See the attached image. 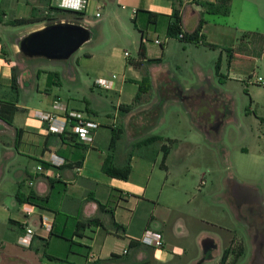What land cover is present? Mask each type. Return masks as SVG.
Segmentation results:
<instances>
[{
	"label": "crops",
	"instance_id": "0c3cea01",
	"mask_svg": "<svg viewBox=\"0 0 264 264\" xmlns=\"http://www.w3.org/2000/svg\"><path fill=\"white\" fill-rule=\"evenodd\" d=\"M58 2L0 0V108H19L12 123L0 117V264H223L227 248L224 264L248 253L258 257L246 264H264V115L239 113L236 93L226 88L244 57L264 69V0H89L82 16L51 14L97 29L106 27L100 18L107 11L117 34L133 36L135 54L117 49L97 64L90 53L67 60L25 56L20 41L46 21H10L44 17ZM175 10L186 32L205 19L200 41L168 36ZM81 67L97 74L84 95ZM113 74L111 89L96 84ZM146 75L151 88L139 96ZM169 104L181 105L185 116L164 118L159 112ZM66 110L86 111L100 123L92 143L70 128L54 132L37 116L62 118ZM115 130L121 135L111 147ZM51 152L65 164L51 166ZM109 157L117 167L131 164L127 179L104 171ZM39 164L51 174L36 176L39 199L26 216L27 200L19 196L26 197L25 180ZM42 214L54 219L50 233L40 227ZM26 223L36 231L29 247L19 244ZM149 229L163 235L164 248L140 241ZM90 253L98 258L90 260Z\"/></svg>",
	"mask_w": 264,
	"mask_h": 264
},
{
	"label": "rangeland",
	"instance_id": "374dc122",
	"mask_svg": "<svg viewBox=\"0 0 264 264\" xmlns=\"http://www.w3.org/2000/svg\"><path fill=\"white\" fill-rule=\"evenodd\" d=\"M251 10L253 13L255 12L252 7ZM237 13L240 15V9L237 10ZM100 19H104L106 21V27L104 28L99 26V29H96L95 24H91L92 27L90 30L92 36L90 40L83 44V46L73 54L74 56L83 55V53H90L94 56L92 62L97 64L98 62L111 57L113 52L117 49L129 50L133 54L136 53L135 43L132 42L133 36H131L129 32L122 29H119V34H117V29L110 23V15L107 11ZM220 19L225 20V18L221 16ZM241 20L238 17L237 22L242 24L246 22L243 16H241ZM262 24L264 23L262 22ZM249 25L254 26L257 25V23L255 22L253 25ZM135 38L139 39V35ZM257 45L258 44L256 43V46ZM261 48H263V45L262 47L260 45L258 46V53L261 52ZM247 50L248 49L240 50V52L247 56L250 54ZM87 69V67H81L79 69L82 72L83 82L85 85L81 88L80 95H84L86 91H89L90 86H92V80L97 75L93 73H90L89 75L85 74L84 71ZM233 70L235 71L233 74L234 79L226 88H233L234 93H236L239 113L244 112L245 114H251L252 116H255V114L264 115V69H261V63L257 61L256 58L251 60L244 57L242 62L236 64V67H234ZM255 72L256 74H254ZM240 76H242V78ZM77 96L81 97L78 94ZM161 113L167 120H173L175 118L185 116L183 107L178 104H169L166 109H162L159 112V114ZM260 133L264 135V127L261 128ZM257 257L258 255L256 253L245 254L237 264H246L247 261H254Z\"/></svg>",
	"mask_w": 264,
	"mask_h": 264
},
{
	"label": "built area",
	"instance_id": "2783aa9c",
	"mask_svg": "<svg viewBox=\"0 0 264 264\" xmlns=\"http://www.w3.org/2000/svg\"><path fill=\"white\" fill-rule=\"evenodd\" d=\"M58 7L78 12H85L88 8L89 0H59ZM53 13V12H46ZM100 13H97L99 16ZM180 34L179 37H182ZM158 45H162L163 41L157 38L155 41ZM125 56L129 58L131 56L130 52L126 51ZM117 78L116 74H113L111 78H98L96 84L100 87L106 89H111ZM56 108H63L61 103L57 102ZM37 116L45 121L49 122L50 129L54 132L64 134L67 128H70L78 137V139L84 143H92L94 141L96 132L100 126V123L91 118V116L86 111L82 110H66L64 116L61 118L57 115L47 112H37ZM66 159L57 153L51 152L50 154V165L51 166H61L65 164ZM48 175L50 176V169L45 168L44 165L39 164L31 169L30 176L25 180L24 186L27 188L25 190L26 196L31 195L32 187L35 184V178L38 175ZM23 210L26 216H30L35 213V205L27 200L23 205ZM54 219L51 215L42 214L40 216V227L47 232H51L53 229ZM36 235V231L33 227L26 223L25 232L19 236V244L22 246H31L33 239ZM140 241L149 246L156 248H164V238L163 235L155 230H146ZM90 260L97 259L95 253H90Z\"/></svg>",
	"mask_w": 264,
	"mask_h": 264
},
{
	"label": "trees",
	"instance_id": "16d2710c",
	"mask_svg": "<svg viewBox=\"0 0 264 264\" xmlns=\"http://www.w3.org/2000/svg\"><path fill=\"white\" fill-rule=\"evenodd\" d=\"M68 12V13H73L75 15L78 16H82L84 12H78V11H73V10H68V9H63L60 7H50V11L49 12ZM54 14H45L44 17H30V18H19V19H14L12 21H10L11 24L13 25H28V24H33V23H37V22H41V21H46V25L49 24H53L56 22H62L60 19H57V17L53 16ZM205 23V19L202 18L200 20L199 25L197 26V28L192 31V32H186L183 30L182 28V15L180 14L179 10H175L174 12V18L173 20L170 22L169 26H168V36L169 37H175V38H180L183 41H200V32L203 28V25ZM180 34H183L182 37H179ZM213 47V45H211ZM140 54L141 56H144V42L142 41L141 43V47H140ZM150 62L153 61H160V60H149ZM132 63H135L133 61H131ZM217 71L219 72L220 70V62H217ZM18 76L16 74V72L13 74V88L15 90H18ZM151 88V80L150 77L148 75H146L143 80L140 81V90H139V96L142 93L148 92ZM18 107L15 106L12 103H3L1 105L0 108V117L2 119H4L6 122L8 123H12L13 119H14V115L15 113L18 111ZM121 135V132L118 130H115L113 137H112V141H111V147H114L117 144V141L119 140ZM161 139L160 136H152L151 138H149V141H156ZM169 153L168 149H164V158L166 159L167 155ZM104 171L107 172L108 174L112 175V176H116V177H121L123 179H127L132 171V166L131 164H127L124 167H117L115 165H113L111 158H107L103 167ZM37 199H39V197L32 191L31 195L26 196L24 198L19 196V200L20 201H25V200H29V201H33L35 202ZM92 222H98V218H93L90 220V223ZM230 253V249H226L223 253L222 256V260L221 262L224 264L228 258V255ZM137 264H146L145 262H140Z\"/></svg>",
	"mask_w": 264,
	"mask_h": 264
},
{
	"label": "water",
	"instance_id": "95a60500",
	"mask_svg": "<svg viewBox=\"0 0 264 264\" xmlns=\"http://www.w3.org/2000/svg\"><path fill=\"white\" fill-rule=\"evenodd\" d=\"M91 30L86 26L62 21L35 30L20 41L21 52L27 57L67 60L90 40Z\"/></svg>",
	"mask_w": 264,
	"mask_h": 264
}]
</instances>
